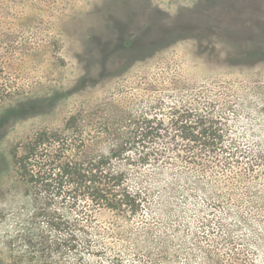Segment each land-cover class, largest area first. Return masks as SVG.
Listing matches in <instances>:
<instances>
[{"label": "rangeland", "instance_id": "1", "mask_svg": "<svg viewBox=\"0 0 264 264\" xmlns=\"http://www.w3.org/2000/svg\"><path fill=\"white\" fill-rule=\"evenodd\" d=\"M260 48L264 0H0V264H101L103 243L126 260L144 255L141 264H206L210 254L264 264V214L253 204L262 173L251 183L237 182L235 171L207 175L232 195L212 209L195 169L187 184L175 182L178 163L134 170L129 185L150 193L145 213L125 220L97 211L77 251L66 231L35 218L36 201L75 217L63 192L51 197L24 182L13 156L42 132L83 140L87 158L106 155L107 130L168 122L164 113L196 95L215 103L227 141L260 150L264 53H252ZM237 167L240 175L245 165ZM34 227L41 246L30 243L36 232H21ZM88 241L91 252L82 249Z\"/></svg>", "mask_w": 264, "mask_h": 264}, {"label": "trees", "instance_id": "2", "mask_svg": "<svg viewBox=\"0 0 264 264\" xmlns=\"http://www.w3.org/2000/svg\"><path fill=\"white\" fill-rule=\"evenodd\" d=\"M252 53L261 56L264 48ZM203 99L196 95L192 102L183 101L171 107L170 112L163 114L166 117L169 115L168 122L157 117L145 118L134 123L127 131L123 128L113 132L107 130L108 138L112 141L108 154L96 158L81 154L85 147L83 140L78 142L47 132L16 147L13 156L20 178L27 184L44 189L51 197L56 191V194L63 192L70 209L76 213L75 217H59L56 212H49L36 201L35 218L44 215L53 230L66 231L68 248L78 251L81 247L78 238L89 236L97 211L105 210L125 220L136 219L145 213L150 205V193L129 185L134 170L172 168L178 163L183 171L173 173L175 182L187 184L190 182L189 170L195 169L197 180L203 182L201 187L213 203L212 209L220 207L232 195L227 196L219 190V186L203 181L207 175L214 171L223 174L235 171L237 182L251 183L252 178L258 181V174H264V146L254 151L245 149L237 142L227 141L224 138L227 122L213 113L214 102H205ZM205 103L208 107L203 105ZM242 165L245 168L239 175L237 166ZM253 204L257 211L264 214V190L255 194ZM207 223L209 225V221ZM21 232L23 236L28 233L32 236L36 232L37 238L30 239V243L42 245L37 242L42 236L39 228ZM110 246L103 243L102 250L96 251L102 254L101 264H141L145 258L142 255L126 260L127 254L113 252ZM82 249L91 252L94 244L85 242ZM147 257H150L149 254ZM205 259L206 264H223L218 255L210 254ZM234 260L241 259L236 256ZM79 264H85V260L82 258Z\"/></svg>", "mask_w": 264, "mask_h": 264}]
</instances>
